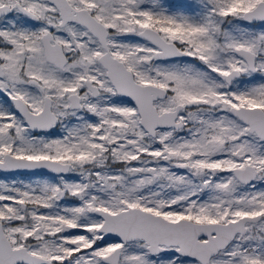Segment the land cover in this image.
<instances>
[{
    "label": "snow or ice",
    "instance_id": "obj_1",
    "mask_svg": "<svg viewBox=\"0 0 264 264\" xmlns=\"http://www.w3.org/2000/svg\"><path fill=\"white\" fill-rule=\"evenodd\" d=\"M0 264H264V0H0Z\"/></svg>",
    "mask_w": 264,
    "mask_h": 264
}]
</instances>
